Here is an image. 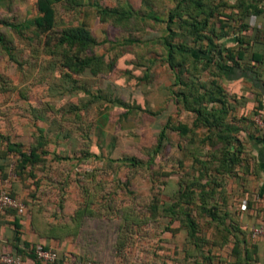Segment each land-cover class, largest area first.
Wrapping results in <instances>:
<instances>
[{"label": "rangeland", "instance_id": "374dc122", "mask_svg": "<svg viewBox=\"0 0 264 264\" xmlns=\"http://www.w3.org/2000/svg\"><path fill=\"white\" fill-rule=\"evenodd\" d=\"M96 1L110 8L128 3L141 15L146 13L149 15L150 10L154 11L151 12L152 16L145 20L143 27L139 21L133 19L129 29L123 30L114 27L111 23L110 25L100 23L96 10L91 5L85 6L77 14L63 6L59 7L61 24L58 25L57 30L85 25L99 43L93 53L102 56L107 65L106 69L96 76L88 71L76 75L73 80L77 84L73 82L70 84H74L80 90L73 93L61 94V90L56 91L63 83L64 57L61 55L50 57L47 53L46 56L45 53L38 54L35 52L39 44L37 39L27 41L10 27L8 29L0 26V32L13 41L8 47L16 48L13 56L4 54V49L0 46V135L9 137L15 143L23 144L27 150L31 146H36L40 139L46 140L47 137L50 139L47 149L51 152L65 154L69 151L74 158H84V162H79L84 167L80 169L73 167L70 172L67 166L68 160H58L53 155L54 152L48 158V175L58 177L55 180L59 181L60 176L70 175L72 180L77 181V185L70 188L72 195L77 197L76 203L69 206L71 213H75L80 205L78 202L81 199L79 196L82 186L78 185L79 182L84 183L83 174L87 172L90 174L93 171L92 167L87 165H95L98 169L105 163V161L96 163L95 156H87L92 148L97 149L100 158L136 157L142 165L133 170L120 169L122 177L132 180L131 185L125 186L124 190L116 188L117 179H114V172L110 169H105L107 172L102 171V174L100 172L97 176L99 179L93 182V186L89 185L91 189L89 196L95 194L92 199L89 198L93 210L103 218L87 217L76 228V225L69 222V216L72 215H57V218L56 215L39 216H43L46 225L51 223L61 226L65 223L75 227L73 229L76 235L69 236L64 241L79 252L80 249L90 250L93 256L97 257L98 260H93L97 264H119L117 251L124 243L129 252L124 264H154L150 263L153 260L152 256L158 264H175L189 251L193 253L190 256L191 260H198L199 263L209 264L211 259L212 264H236L239 259H244L242 254L239 258L229 259L228 249L219 251L214 249L213 253H218L215 256L209 250L214 243L215 245L219 241L221 245L226 243L222 237L214 239L216 231L219 229L223 231L227 226L229 227L226 218L219 219L215 224L214 221L207 222V219L211 221V218H202V215H209L205 213L206 211L213 207L215 210L216 204L220 205L217 206L218 210L221 207L220 215L225 209H229V200L223 203V196L227 198L230 184L240 177L236 171L226 176L227 178L216 174L215 167L219 165L218 161L221 159L217 158V154L221 153L222 144H218L213 136L208 139L210 132L206 128H198L193 141H190L191 135L182 138L176 132L168 131L169 140L158 154V163L151 162L147 165L151 159V151L157 146L160 132L170 120L176 124H188L190 128L193 127V116L176 105L171 93L182 90L186 92L183 84L193 83L190 81L192 75L183 72L179 76L180 79H177L178 71L175 73L171 69L166 61L167 54L162 44L156 42L165 33L168 12L177 5V1L93 0L94 3H97ZM36 14V0H0L2 21H15L16 25L23 24ZM153 15L159 17L161 21L157 22ZM23 31L24 35H32L29 30ZM175 31L179 33L175 45L181 47L195 45L189 37L187 28H178ZM128 40L134 42L129 43ZM224 45L227 47V44ZM196 47L198 48L199 45ZM177 60L181 61V58L177 56ZM186 61L189 69L197 65L190 56H186ZM217 64L215 60L210 68L203 64L198 65L194 73L197 77L195 78L197 86L210 85L213 77H216ZM101 94L104 96L103 99H93L94 95ZM117 100L129 105V114L122 115L127 108L124 110L117 108L116 105H119ZM89 103L92 106L88 110ZM30 105H34L35 109ZM73 105L76 107L74 112L77 111L78 116L70 112ZM209 108L211 109V105ZM34 111L38 115L39 112L40 115L42 113L47 117L49 115L50 121L38 120L33 114ZM104 114H108V120L104 119ZM41 128L47 131L43 136L40 133ZM58 135L61 138H58ZM59 158L63 157L59 156ZM201 162L206 164L205 168H203L204 164L201 166ZM194 168L203 171L194 173ZM10 173L13 178L11 168ZM208 176L216 177V183L218 185L220 183V187L217 195L213 198L207 197L205 201L198 186L206 184ZM95 186L97 189H94ZM53 187L47 185L44 190L47 192H43L40 196L46 207L57 203L58 194L56 196L51 192L56 186ZM131 189L133 193L130 192ZM186 194L189 200L185 197ZM32 196L36 198V193H31L30 197L33 198ZM178 202L180 204L176 207L177 212H180L178 218L181 221L185 219L182 211H188L189 215L199 223L198 231H203L204 235L199 232L201 235L198 240L196 239V246L191 243L188 228H181L182 230L175 235L165 230L170 223V219L165 215L171 214H168L169 210L164 209ZM161 203L165 207L161 206ZM154 205L161 207L156 213L152 210ZM138 214L142 215V221L131 218L137 217ZM152 215L156 216L151 218ZM105 217L108 219H104ZM178 225L179 223L176 222L171 227L178 229L180 228ZM166 232L171 233L172 237L169 235L165 237ZM158 236H161L160 240ZM187 246L189 248L186 252ZM256 250L257 248L253 246L251 252L256 253ZM156 252L158 254L155 256ZM84 254L86 253H80V257L93 259ZM191 260L188 264H192Z\"/></svg>", "mask_w": 264, "mask_h": 264}, {"label": "trees", "instance_id": "16d2710c", "mask_svg": "<svg viewBox=\"0 0 264 264\" xmlns=\"http://www.w3.org/2000/svg\"><path fill=\"white\" fill-rule=\"evenodd\" d=\"M176 1L177 5L171 8L168 12L165 33L159 39H157L156 42L159 41V43L162 44L167 54L166 61L169 63L171 69L175 73L176 71H178L177 79H180L179 76L183 72H188L192 75L190 81H193V83H182L183 86H185L186 92L182 90L178 93H174V91H172L171 93L174 96L173 100L176 102V105L182 108L186 113H189L193 116V127L190 128L188 124H176L170 120L160 132L157 140V146L151 151V159L147 162V165L151 162L155 164L158 163V154L163 149L166 141L169 140L168 131L176 132L182 138H188L189 135H191L192 138L190 139V141H193L195 131L198 128H206L207 131L210 132V137H208V139L212 138L213 136V138H216L217 143L222 144L223 146L221 153L217 154V158L221 159L218 161L219 165L215 167V171L216 174L223 175L225 176V178H227L226 176H228L229 174H234L236 166L240 163V156L235 151H230V148L237 141L233 134L239 132V130L230 122V118L233 116V111L235 110V106H233L234 103H232L231 100L239 103L240 99L239 97L230 95L222 86V83L220 82V79L222 78L221 70L225 69V67L229 64H231V66L235 68H241L242 65L246 66L247 60L245 53L248 49L245 46V39L241 35L238 36L239 41L233 47H226L224 45L225 43L223 42L229 36L242 34L246 29H248V25L244 21L245 13L241 12V14H239V9L243 10V5L241 4L242 0H240L235 5H230L228 0ZM96 2L97 3H94L93 0H36L37 14L35 16L27 19L25 23L18 25H16L15 21L8 22L2 21L1 19L0 26H4L6 28L10 27L27 41L31 42L37 39L39 41V44L35 52L38 54L45 53L46 56L47 53V55L50 57H57L58 55L64 57L62 63V69L64 71V75L62 77L63 83L58 86V89H56V91L58 92L59 90H61V94L64 92L73 93L76 90H80L77 89L78 87L76 88L74 84H70V82L77 84V82L73 80L76 75H82L88 71L96 76L99 75L103 71V69H106L107 65H105L102 56L95 55L93 53L94 48L99 45V43H97V41L93 38L85 25H80L77 27L69 26L65 27L63 30H57L58 25L61 24V20L59 17V7L63 6L68 11L71 10L72 12H75L77 14L80 13V10L85 6L91 5L95 8L97 17H99L100 19V23H107L109 25L111 23V25H113L114 27L123 30L129 29V26L133 19L139 21L143 27V25L146 23L145 20L148 17L152 16L151 12L154 11L150 10L149 15L147 13L141 15L131 6V4L128 3L123 4L119 7L110 8L103 6L102 3H99L98 1ZM188 15H190L191 17H189ZM153 17L157 22L161 21L160 18L156 15H153ZM178 28H187L189 30V37H191V39L195 43L194 46L181 47L180 45H175V40L177 36H179V33H177L178 31H175V29L177 30ZM22 29L29 30L32 35H24V31ZM128 42L131 43L134 41L128 40ZM12 44L13 41L9 40L6 35L0 32V46L3 47L4 54L14 56V50L16 48L12 49L11 47H8ZM196 45H199V47L197 48ZM177 56L181 58V61L177 60ZM186 56H190L195 65L197 64L194 68L189 69L187 67L188 64L186 61ZM215 60H217L218 62L215 71L216 77H213V80L210 82L209 86L203 84L197 86V79H195L197 77L196 75H194V73L199 67L198 65L203 64L205 67L210 68L212 64H214ZM252 61L260 62V60L257 59H253ZM181 67L184 68L181 69ZM200 90H204V92H200ZM87 93H89V91H87ZM103 98L104 96H102V94L93 96L94 100H100ZM116 102H119V100H117ZM91 103H89L90 106L87 107V109L91 108ZM210 105L211 109L209 108ZM30 106H32L31 108H34V105ZM116 106L117 108L120 107L123 110L124 108H127L125 112L123 111L122 115H127L130 113L128 104H124L120 101L119 105ZM75 108L76 107L74 105L71 106L70 112L77 115V111L74 112ZM35 112L36 111H34L33 114L38 120L50 121V119L48 118L49 115L47 117L46 114L44 115L42 113V115H40L39 112L38 115ZM153 115L155 114L153 113ZM103 117L104 119H109L108 114H104ZM46 132L47 131L45 129H40V133L42 134V136ZM45 138L46 140L40 139L36 146H31V148L27 150L25 149V146L23 144L15 143L11 141L9 137L0 135V178L2 179V181L8 180L10 182V194L12 197L19 199L17 197L19 191L22 187H25L26 185L28 186L29 181H34L33 183H30V185H36L37 187H39L42 183V179H45V176H48L47 180H51L52 177L48 175L49 168L47 166V163L48 158L52 152L47 149L50 139H48L47 137ZM58 138H61L60 135H58ZM53 155H55V158L57 157L58 160H68L67 166L70 165L75 169L84 167L82 163L79 164V162H84V158H74L71 154H69V151L65 154L55 152L53 153ZM59 156L63 158L60 159ZM87 156H95L94 161H96V163L102 161H105V163L102 164V166L98 169H96L95 165H87V167H92L93 171L90 174H88V172L86 174L84 173V183L79 182L78 186H82V191L80 192V194L84 203L78 206L74 215L70 217L69 221L76 225V228H78V224L82 223L81 221H83L87 217L95 218L101 216L97 211L93 210L91 199L95 194L89 196L91 194L89 185L93 186V182H96L99 179L97 176L98 174H100V172L101 174L103 173L102 171L107 172L105 169H110L111 171H113L114 179H117V183L115 184L116 188L119 187L121 188V190H124L125 186L127 187L131 185L132 180L122 177L120 169L133 170L136 167L142 165L141 161L136 157H125L122 159H105L104 157L100 158L96 148H92L91 153H88ZM201 166L205 168L206 164L201 162ZM10 168L14 174L13 178L10 175ZM197 171L203 170L196 168L193 169L194 173ZM215 178L216 177L208 176L207 183L198 186V188L200 187V194L205 198V201L208 199L207 197L213 198L219 191L218 188L220 187V183L218 185ZM60 179L61 180L58 182V184L62 187H69V182L71 183L72 181H74L72 180V177L70 175L60 176ZM103 181L104 183H106L105 185H107V181L105 179ZM94 189H97V187ZM130 192L133 193L134 191L131 189ZM224 196L223 203L229 198L228 195L227 198ZM185 197L189 200L187 194L185 195ZM163 203H161V206L165 207ZM189 203L190 202H188V204ZM179 205L180 204L178 202L177 204L170 205L169 207H166L164 209L166 211L169 210L170 213L168 212V214H171L165 215L170 219V223L165 230H168L173 233V235H175L182 230L181 228H188L191 243L195 245L196 241L199 239V235H201L199 232L201 231L203 234V231H198L199 223H197L196 220L191 215H189L188 211H182L185 219L181 221L178 218L180 212H177L176 207ZM217 206L220 205L216 204L215 210L213 207V209L206 211L205 213H208L209 215H202V218H211V221L207 219V222L212 223L214 221L213 224H215L216 221H219V219L223 220L225 218V221L227 222V218L230 215L229 210L225 209L222 215H220L221 212L219 213V210H221V207L218 210ZM61 208L62 207H60V209ZM160 209L161 207H159L158 205H154L152 208L153 212L155 213ZM29 213V207L27 212L22 215L18 214L14 210H6L2 212L0 211V220L2 217L5 218L6 214H14L13 216L15 217L20 215L24 217L30 216L37 218V215H28ZM154 216L156 215H152L151 218H154ZM57 217L58 216L56 215L55 218ZM20 218H17V220L19 221ZM100 218H103V216ZM131 218H135V220L137 218L138 221L143 220L142 215L140 214H138L137 217L132 216ZM104 219L108 218L105 217ZM45 222L42 223V226L45 228V230L44 232L40 233L41 235L39 236L41 238H46L49 240L54 239L61 244L65 242L64 240L69 236L73 237L74 234L76 235L73 229L75 227L69 226V224L62 223L60 226L48 223L46 225ZM176 222L179 223L178 226L180 228L177 227L178 229H174L171 227ZM230 225L231 224H229V227L227 226L225 229H223V231H219V229L215 232L214 239L222 237L226 243H223L222 245L220 241L217 242L216 245L214 243V245L211 246V249H209L210 253L215 256L218 253H213L214 249L219 251L220 249L225 248L229 250V255H227V257L230 259L232 257H234V259L237 257L239 258L241 254L244 256V259H239L236 264H249V261L252 259V247L256 246L253 242L248 243L246 241V246H243L244 249L242 250L243 247H241V243L239 242V239H237L238 242L236 240L235 245L232 247L227 236L223 234V232L225 231L229 233L231 232L230 229L232 228V226L230 227ZM20 227L21 225L17 222L16 228L18 229ZM16 233V237L13 240H10L9 243L2 241L0 247L1 252L20 255L23 258L24 264L27 257L32 258L36 262V264H41L34 254L36 245L40 243L29 244L27 242H23V240L19 237V231ZM124 244L117 251V256L120 259L119 264H121L122 262L124 264L126 257L128 256L127 254H129L128 250L126 249L127 245ZM12 248H15L18 253H15ZM187 248H189V246L185 247L186 252L188 250ZM243 251H246V254H244ZM154 254L156 256L158 252ZM192 254L193 253H191L190 251L187 252V255H182V260H177L175 264H188L189 259H191L190 256H192ZM73 258L74 263L71 264H75V261L77 259L85 260V258L75 256V254H73ZM210 263H213L211 259H209V264ZM53 264H67L64 254L60 255L59 259ZM192 264L206 263H199L198 260H195Z\"/></svg>", "mask_w": 264, "mask_h": 264}, {"label": "crops", "instance_id": "0c3cea01", "mask_svg": "<svg viewBox=\"0 0 264 264\" xmlns=\"http://www.w3.org/2000/svg\"><path fill=\"white\" fill-rule=\"evenodd\" d=\"M239 1L228 0L230 5H235ZM241 4L243 10L239 9V14L245 13L244 21L248 25V29L242 34L229 36L225 40V44L227 47L235 46L239 41L238 36L241 35L245 39V46L248 49L245 53L247 65H242L241 68L232 67L231 64L227 65L225 69L221 70L222 78L220 79L226 91L240 99L239 103L231 100L235 110L230 118V122L239 130L233 134L237 141L230 148V151H235L240 156V163L235 168L240 177L233 181L229 187L228 210L230 215L227 218V223L231 224L232 228L230 233L225 231L223 234L227 236L232 247L237 239H239L241 247L246 246V241L248 243L253 242L257 250L256 253H252L249 264H264V242L253 241L251 237L253 228L264 223V129L260 127L258 122L259 120L264 122V0H242ZM253 59L260 60V62H253ZM68 167L70 168L69 172L72 171L73 167L70 165ZM56 178L58 177L53 176L51 180H47L48 176H45L39 187L30 185L34 181H29L28 186L21 188L17 197L28 205L30 209L28 215H37V218L19 215L22 217L20 218L13 216L14 214H6L5 218L2 217L0 220V239L9 243L19 231V237L23 242L29 244L42 243L56 247L60 255L73 252L80 257V253H86L84 255L93 258L91 260H98L90 250L80 249L79 252L68 242L60 244L54 239L49 240L39 236L45 228L41 223L43 216L38 215H74L70 212L69 206L76 203L77 197L72 195L70 188L74 187L76 182L74 180L69 182V187H62L58 184L59 180H55ZM47 185L54 186L53 188L56 186L57 189L55 188L51 192L53 195L58 194L57 203L55 202V205L48 207L43 200H40L41 194L47 192L44 191ZM31 193H36V198H31ZM79 198L81 199L78 204H83L82 197L79 196ZM242 201L248 203L246 211L240 209ZM60 207L62 208L60 209ZM17 218L20 220L18 221ZM59 221L63 222V220ZM17 222L21 225L18 229L16 228ZM168 235L172 237L171 233L166 232L164 234L165 237ZM158 238L160 239L161 236ZM12 250L18 253L15 248ZM243 253L246 254V251ZM151 259L153 260L150 263L158 264L154 256ZM25 264H36V262L27 257Z\"/></svg>", "mask_w": 264, "mask_h": 264}, {"label": "built area", "instance_id": "2783aa9c", "mask_svg": "<svg viewBox=\"0 0 264 264\" xmlns=\"http://www.w3.org/2000/svg\"><path fill=\"white\" fill-rule=\"evenodd\" d=\"M259 125L262 129H264V122L259 120ZM12 176V175H11ZM11 185L8 180L0 181V211L6 210H14L18 214H25L28 210V207L24 202L20 199H16L10 194ZM248 206L247 201H242L240 205L241 211H246ZM252 240L256 242H264V223H260L258 226L254 227L252 230ZM2 240L0 239V247ZM34 254L37 257V260L41 264H53L55 263L59 257L60 253L56 247L47 246L45 244H37L34 249ZM73 252L64 253V257L67 264L74 263L73 262ZM77 256V255H75ZM0 264H24L23 258L20 255L2 253L0 250ZM75 264H97L92 260L81 259L76 260Z\"/></svg>", "mask_w": 264, "mask_h": 264}]
</instances>
